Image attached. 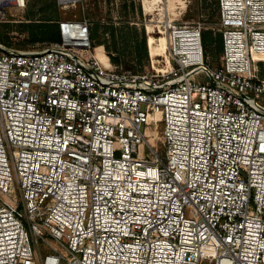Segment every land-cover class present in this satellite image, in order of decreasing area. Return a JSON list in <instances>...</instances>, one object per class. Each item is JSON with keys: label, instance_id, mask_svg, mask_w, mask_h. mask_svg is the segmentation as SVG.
<instances>
[{"label": "built area", "instance_id": "1", "mask_svg": "<svg viewBox=\"0 0 264 264\" xmlns=\"http://www.w3.org/2000/svg\"><path fill=\"white\" fill-rule=\"evenodd\" d=\"M218 4V67L200 23L166 22L154 73L104 63L85 17L0 42V264H264V0Z\"/></svg>", "mask_w": 264, "mask_h": 264}, {"label": "rangeland", "instance_id": "2", "mask_svg": "<svg viewBox=\"0 0 264 264\" xmlns=\"http://www.w3.org/2000/svg\"><path fill=\"white\" fill-rule=\"evenodd\" d=\"M201 6H206L207 9H202ZM215 10V0H81L76 7L66 10L60 8L57 0H28L24 9H8V16L0 22V42L7 47L19 50L41 51L48 43L29 41L28 30L29 25H32L30 23L47 22L51 19L59 20L64 17H85L90 21L101 23V36H103L104 26H109L111 23L118 27L125 24L129 27L135 26L143 29L147 35L149 52L146 70L150 73L156 72L155 69L168 71L171 69V65L167 62L170 57L169 43L168 38L162 32L166 22L174 21L183 26L200 23L205 28L212 27L215 28V32H219ZM150 36L164 42L156 44L160 55L152 56L149 45ZM162 37L165 39L162 40ZM209 55L211 64L218 67L221 64V56H217L215 51H210ZM126 60L132 61V59ZM143 128L144 126L142 130ZM157 130L156 141L151 142V145L163 153L165 148L161 141L162 126L159 125ZM154 131H156L155 127L152 125L150 132ZM17 214L22 217L21 210H18Z\"/></svg>", "mask_w": 264, "mask_h": 264}, {"label": "trees", "instance_id": "3", "mask_svg": "<svg viewBox=\"0 0 264 264\" xmlns=\"http://www.w3.org/2000/svg\"><path fill=\"white\" fill-rule=\"evenodd\" d=\"M216 4V18L219 22V4ZM207 9L206 6H201ZM58 19L47 22L30 23L29 25V41L37 42H57L60 40V34L57 24ZM102 25L100 22L91 21V38L93 45H103L110 57L113 65L122 67L123 70L130 71L133 74H139L145 71L149 62V52L147 48V35L143 29L135 26L129 27L123 24L118 27L111 23L104 26L103 36L100 35ZM1 36V35H0ZM203 48L207 54L215 51L217 56L223 52V35L221 32H215V28L206 27L202 32ZM126 59H132L128 62Z\"/></svg>", "mask_w": 264, "mask_h": 264}, {"label": "bare ground", "instance_id": "4", "mask_svg": "<svg viewBox=\"0 0 264 264\" xmlns=\"http://www.w3.org/2000/svg\"><path fill=\"white\" fill-rule=\"evenodd\" d=\"M173 6V5H172ZM171 9H173V8H171ZM168 22H174V21H168ZM164 34H165V36H166V33L164 32V31H162ZM166 38H168V36H166ZM162 40H164L165 38H161ZM164 43L163 41L161 42V41H158L156 38H154V37H152V36H150V38H149V45H150V50H151V53H152V56H155V55H160V53L159 52H157V46H156V44L157 43ZM168 43H169V38H168ZM96 52H97V54H98V57L105 63L106 62V55L104 54V52H103V45H99V46H97V48H96ZM168 52V51H167ZM167 62L168 63H170L169 62V57H168V60H167ZM160 114H158L157 115V120H160ZM156 131V133H154V134H157L158 133V130L157 129H155ZM148 137H150V144H151V142H154V141H156V136H154L153 134H150V135H148Z\"/></svg>", "mask_w": 264, "mask_h": 264}]
</instances>
